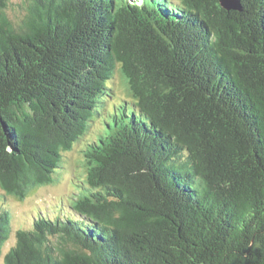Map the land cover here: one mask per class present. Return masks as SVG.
<instances>
[{
    "label": "trees",
    "instance_id": "obj_1",
    "mask_svg": "<svg viewBox=\"0 0 264 264\" xmlns=\"http://www.w3.org/2000/svg\"><path fill=\"white\" fill-rule=\"evenodd\" d=\"M240 3L0 0V188L80 141L86 167L0 264H264V0Z\"/></svg>",
    "mask_w": 264,
    "mask_h": 264
},
{
    "label": "rangeland",
    "instance_id": "obj_2",
    "mask_svg": "<svg viewBox=\"0 0 264 264\" xmlns=\"http://www.w3.org/2000/svg\"><path fill=\"white\" fill-rule=\"evenodd\" d=\"M11 1V8L13 9H10V14L17 19L22 12L17 5L20 0ZM114 93L112 100L119 99L124 95L119 78L115 79ZM93 127L99 129L101 127L100 121H96ZM83 142L76 143L71 150L64 152L63 165L54 173L56 178L54 183L33 188L23 199L7 195L0 188V207L8 210L11 216V235L3 246L0 263L3 262L7 251L15 244L16 231L20 228L31 227L34 216L44 214L52 217L55 214H60V209L70 211L69 201L77 193V184H80L78 180H83L86 173L85 157L82 151L84 149Z\"/></svg>",
    "mask_w": 264,
    "mask_h": 264
},
{
    "label": "water",
    "instance_id": "obj_3",
    "mask_svg": "<svg viewBox=\"0 0 264 264\" xmlns=\"http://www.w3.org/2000/svg\"><path fill=\"white\" fill-rule=\"evenodd\" d=\"M220 1V5L227 9V10H240L241 7V3L240 0H219Z\"/></svg>",
    "mask_w": 264,
    "mask_h": 264
}]
</instances>
